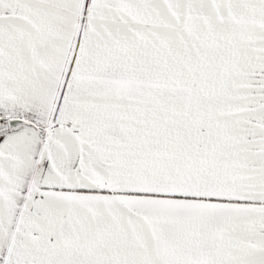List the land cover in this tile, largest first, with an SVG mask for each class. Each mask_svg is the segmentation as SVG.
Wrapping results in <instances>:
<instances>
[{"label": "snow or ice", "instance_id": "1", "mask_svg": "<svg viewBox=\"0 0 264 264\" xmlns=\"http://www.w3.org/2000/svg\"><path fill=\"white\" fill-rule=\"evenodd\" d=\"M0 264H264V0H0Z\"/></svg>", "mask_w": 264, "mask_h": 264}]
</instances>
